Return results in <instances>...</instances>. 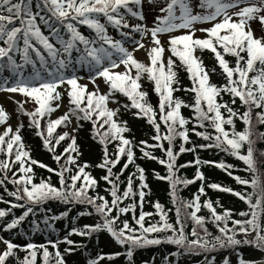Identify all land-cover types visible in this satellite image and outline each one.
<instances>
[{
	"label": "snow or ice",
	"instance_id": "obj_1",
	"mask_svg": "<svg viewBox=\"0 0 264 264\" xmlns=\"http://www.w3.org/2000/svg\"><path fill=\"white\" fill-rule=\"evenodd\" d=\"M144 2L145 0H35L34 3V0H0V93L21 95L23 99L19 101L14 96H9L8 99L17 105L19 113L29 117L30 127L37 130L36 134L49 152L55 153L62 141H70L63 153L53 155L57 164L61 160L65 161L59 169H53L32 158L21 135L24 127L22 123L15 130L7 125L0 133V154L4 156V159H0V174H4V179H10L17 186L9 195L16 200L26 201L24 204L11 205L12 208L23 207L26 210L21 216L6 223L4 230L18 228L33 213V207L28 205L59 200L63 203L87 204L102 218V223L85 225L82 230L73 228L69 235L90 236L95 232L107 231L116 243L127 247L129 261L137 248L161 243L176 245L186 253L196 255L220 249L235 250L241 245H249L264 252V169L259 166L258 150L255 147L258 140L264 141V132H254L253 124L254 109H259L260 111L255 112L256 123L264 125V36L257 37L252 28V23L258 22L264 30V0H198L196 8L199 11L194 9L193 0H166L165 6L159 8L160 15L155 18L153 27L141 23L130 25L126 14L145 21L142 10ZM147 3L155 4V0H147ZM233 9L236 11H232ZM102 18L106 23L101 22ZM205 23L212 26L197 27L198 24ZM108 25L116 29L130 28L142 38L150 34L153 45L147 50L150 63L145 64L134 55L136 51L145 48L141 40L135 41V46L129 50L121 40H114L108 34ZM80 26L92 30L95 38L83 34ZM198 31L205 33V38L197 37ZM177 32L180 34L173 35ZM162 34H169L167 50L171 56L166 64V50L160 38ZM197 50L213 54L217 67L226 80L225 84L211 82V73H215L216 69L207 68L203 59L196 55ZM227 56L235 58L234 66L226 59ZM172 57H176L189 74L192 86L183 90L193 93L191 104L174 95L181 88L176 60ZM121 65L124 71H116ZM29 66L31 72L26 73L24 69ZM83 68L89 73L88 79L95 86L94 91H88V85L80 83L83 77L78 73ZM145 75L153 83V90L159 98L155 107L148 100V93L141 90L140 81ZM99 78H103L108 85L107 93L101 92L96 85ZM65 84L68 85L67 93L72 107L69 112L53 120L51 114L60 107L58 102L63 96L59 89ZM117 94L126 97L129 103L110 108V103L119 104ZM222 94H228L231 103L224 101ZM237 98L245 109L242 113L231 106L236 104ZM30 102L37 105L32 111L25 108ZM121 107L125 110L135 109L133 115L147 119L154 128L152 139L156 143L141 141L143 147L140 151L145 158L157 160L168 170L167 176H160L159 173L156 175L158 179L167 180L171 184L175 223L170 222L168 213L159 201L154 204L157 210L155 214L159 216L155 223L145 224L146 217L153 215L151 212L141 210L138 217L135 215V197L139 196V206L142 209L145 189L148 188L142 167L137 166L136 169L140 181L137 189L133 188V176L136 175L133 173L127 179L125 190H120V176L135 162V145L124 135L131 129L127 126V121L118 119ZM182 108L191 109L193 117L186 118L182 114ZM72 117L90 121L93 125V138L103 149L102 162L97 167L106 170L102 179L110 185L107 189L110 201L99 193L89 195L90 191L94 192L97 188L98 181L86 171L91 165L87 162L78 163L82 153L76 137L67 131L56 134L59 127H66L71 123ZM9 119L10 114L0 104V126L6 125ZM192 120L196 123L191 131L212 143L191 148L185 146L191 143L187 126ZM236 120L244 124L243 130H237ZM42 121L45 122L44 125ZM206 123L214 130L215 135L207 131H196V128H205ZM162 125L164 131L161 130ZM177 139L181 141L178 152L174 150ZM165 142L168 144L167 148L164 147ZM109 144H115V152L112 154L109 153ZM196 147L220 149L246 165L244 170L251 174L250 179L233 176L230 171L227 174L238 184L250 187L251 192L236 191L216 183L208 185L212 189L231 193L245 202L249 210L238 213L245 219H234L231 209L217 212L210 199L201 205V195H206L203 186L190 201L177 197V185L192 184L197 179L204 180V175L199 170L194 179H182L177 175L178 156L194 152ZM155 148L163 151L166 159L158 158L146 150ZM259 156L264 157V151L259 152ZM124 157L126 163L120 173H114L113 169ZM201 163L196 158L180 167ZM15 165L19 167L9 178L7 172L12 171ZM33 165L57 175L59 187L51 183V177L35 182ZM216 166L226 171L234 167L224 163ZM4 179H0V185L4 184ZM129 199L133 202L121 206ZM216 204L219 205V201ZM202 207L209 210L210 218L198 215ZM9 211L10 209H0V218L6 217ZM114 211L117 213L115 216L112 215ZM130 212L133 213L135 227L128 220H120L121 216ZM84 214L92 213H81ZM188 221L193 224L190 232L186 231ZM208 223L215 226L218 235L209 231ZM44 224L51 227L47 219ZM34 227L40 230L39 223H34ZM157 233L171 234L164 237L152 236ZM63 242L75 245L67 237ZM0 243L5 245L4 250L0 251V264H6L10 257L15 256L16 249L27 252L20 264H36L38 249H42L43 264H49L52 258L44 244L28 243L21 246L3 237H0ZM58 243L59 241H49L56 249V264H65L57 247ZM71 250L72 248H68L65 251ZM118 255L120 253L107 257L100 255L89 260L88 264H99L101 260H111ZM237 260L238 264H259L258 261L244 259L242 254H237ZM223 264H231L230 258L225 257Z\"/></svg>",
	"mask_w": 264,
	"mask_h": 264
},
{
	"label": "trees",
	"instance_id": "obj_2",
	"mask_svg": "<svg viewBox=\"0 0 264 264\" xmlns=\"http://www.w3.org/2000/svg\"><path fill=\"white\" fill-rule=\"evenodd\" d=\"M166 3V0H164ZM35 3V0H34ZM198 4V0H193V7L195 10L199 11L196 8ZM165 6L162 5L160 7ZM160 7L152 8L148 6L147 3L143 4V9L146 13V17L148 20H151L149 17L150 13L155 12ZM156 15V14H155ZM153 15V16H155ZM134 17L126 14L127 22L135 23ZM102 23H106V21L102 18ZM252 27L257 32V37L264 36V30H262L261 25L258 22H253ZM80 30L86 36L91 38H95V33L88 29L86 26H80ZM121 29L113 28L111 25H108V34L114 40H121L124 43V46H127V41L125 38L120 37ZM122 31V30H121ZM203 33V32H202ZM47 34V33H46ZM205 33H203L200 38H205ZM169 47L166 46L165 53H164V61L165 64L167 63V59L171 56V53L167 50ZM74 55L78 56V53H74ZM196 55L201 57L204 61V64L207 68H215V73H211V82L217 85H223L226 83V80L221 73L219 67H217L216 61L213 57V54L210 51H200L197 50ZM18 62L19 55L16 56ZM115 58V57H114ZM176 60V71L178 72V79L180 81L179 87L181 88L180 91L175 92L174 95L186 101L187 103H193V93L186 92L184 88H190L191 81L189 79V74L185 71L184 67L180 65L179 60L176 57H172ZM231 62V66L235 65V58L231 56H227ZM144 62L145 64H149L143 60H139ZM29 69L26 71V69ZM26 73L31 72V68L26 67L24 69ZM117 71V70H116ZM78 75L82 76L83 79L80 80L81 84L88 85V91H94V85L91 86L88 84L89 82V73L86 68H83L79 71ZM135 75V72H133ZM142 91H146L148 93V100L150 103L155 107L158 105L159 98L153 90V83L148 80L147 75H145L140 81ZM96 84L103 87L104 93L109 91L108 85L104 82L103 78H99L96 80ZM68 86L63 89L61 92L63 93L62 99L58 102L62 104V108L60 107L51 114V119L55 120L56 118L63 116L65 113L69 112L72 105L69 102L68 97ZM223 100L231 103V97L228 94H222ZM116 99L119 101V104L110 103V108H117L122 104L129 103L126 97L117 94ZM219 99V98H218ZM55 106V105H54ZM241 113L245 110L237 98L236 104L231 105ZM15 108V123L11 125V127L15 130L18 124L22 123L24 125L21 135L23 137V141L26 145V148L30 150L31 156L33 159L40 161L41 163L53 168L59 169L61 165L64 164V160H61L60 164L53 159L54 154H61L63 153L64 149L69 144V140L62 141L59 147L56 148L55 153L49 152L43 145L42 139L36 134V129L30 127L29 117L27 115H23L19 113L17 110V105L13 106ZM37 107L36 104L32 103L29 107V111L34 110ZM135 109L125 110L123 107L120 108V113L118 119L120 121H127V126L131 129L130 132L124 133V135L131 139L135 145L134 152H135V162L134 164H130L128 168L123 172V175L120 176L119 187L120 190L123 191L127 185V179L129 175L136 173L133 176V188L134 190L137 189L140 181L138 180L139 173L136 172L137 166L142 167L144 171V175L146 177V182L148 184V188L145 189L146 196L144 199L143 207L139 206V196L135 197V202L137 203V209L135 215L138 217L140 211L144 212H151L153 215L151 217H146L145 224L146 226L149 223H155L159 220V216L156 215V209L154 208L155 202L159 201L160 204L164 207V210L168 213V217L170 222L175 223L176 221V214H175V206L172 199V189L171 184L167 180H161L157 178V173L160 176H167L168 170L164 165L158 163L157 160L148 159L143 156V153L140 151V148L143 145L140 144L141 141H147L149 144H154L156 141L152 139L154 133V128L151 124L148 123L147 119L136 118L133 115ZM158 111V108H157ZM182 114L186 118H192L193 112L189 108H182ZM224 110L222 109V112ZM260 111L259 109H254L253 115V124L254 132H264V125H259L256 123L255 119V112ZM225 115L227 113L225 112ZM159 119V117H157ZM10 120V119H9ZM8 120V122H9ZM47 120V117L45 118ZM7 122L6 125L0 126V133H2L9 123ZM44 121H42V125H44ZM196 123L195 120H192L187 127L189 128V136L191 143L185 145L186 147H193L202 144L212 143L211 140H204L202 137L196 136L191 129L193 125ZM71 124V126H69ZM226 128L229 126L225 125ZM244 124L236 120V128L237 130H243ZM75 129V131H74ZM161 130L164 131V126H161ZM69 132L71 135H74L77 140V145L79 147L80 152L82 155L78 158V163L87 162L91 165L90 168L86 169L89 171L93 177L96 178L98 181V186L95 191H90L89 195H95L99 193L102 196H105L111 200V196L109 195L107 189L110 187L106 181L102 179L103 176L106 175V170L97 167L98 164L102 162L103 158V149L101 144L94 139V130L93 125L90 121L86 120H77L75 117H72L71 123H69L66 127L61 126L57 129L56 134H61L63 132ZM196 131H207L209 134L215 135L214 130L207 125L205 128H196ZM118 143V141L116 142ZM181 141L177 139L175 141V151H179ZM164 147L167 148V142L164 143ZM257 151V159L259 166L264 169V157L259 156V152L264 151V141H257L255 145ZM109 153L112 154L115 152V144H109ZM151 151L154 156L166 159V156L163 151L159 148L155 149H146ZM196 158H199L202 163L199 165L193 164V166L189 167H180V165L187 164L189 161H195ZM0 159H4L3 154H0ZM215 162V163H203V162ZM126 163V157L122 158L120 163L116 165L113 169V172L119 174L123 165ZM218 163H224L225 165H233V168H229L226 170L221 169L216 166ZM19 165L13 166V170L7 172V176L9 178L12 177V174L16 169H18ZM75 170V166H72ZM177 167V175L180 178L186 179H194L196 177L197 171L203 173L204 180H195V183L188 184V185H177V197L183 201H190L194 198L196 194H198L199 189L201 186L204 187L206 195H201V205L208 199L213 202L214 207L217 208V212H222L224 209H231L234 213V219H245L244 217H240L238 215L241 211H248V205L241 201L236 196L232 195L228 192H222L215 189L210 188L208 185L216 183L220 184L222 187H230L236 191H247L251 192L252 189L250 187L246 188L243 185L238 184L232 176L227 174L228 171L232 172L233 176H241L244 178H251V174L246 172L244 169L246 165L242 161H239L236 157L221 151L217 148H200L196 147L194 152H185L178 156L176 161ZM34 174H35V182H39L41 179L47 180L51 177V183L59 187V177L54 173L48 172L45 168H40L38 166L33 165ZM70 175V174H66ZM0 179H4V174H0ZM79 186V184L77 185ZM16 185L10 182V179H4V184L0 185V209L2 210H9V214L4 217L0 218V237L4 239L10 240L11 242L24 246L28 243H35L37 245L44 244L48 247L49 252L52 254V258H50L49 264H56L54 254L56 249H54L50 244L49 241H59L57 247L64 258L65 264H88L89 260L95 259L100 255H104L107 257L108 255L116 254V253H123L124 255L115 256L113 259H104L99 262V264H223V260L225 257L230 258L231 264H238L236 263L237 254H242L243 258L250 261H258L259 264H264V252L258 251L252 246L249 245H241L237 249H220L215 252H208V253H201L199 255L196 254H189L186 253L183 249H179L176 245L168 244V243H161L159 245H149L143 248H137L134 253L131 261H129L126 255V246H121L116 241L108 236L106 233L107 231H100L92 233L90 236L85 235H76L72 234L73 228L76 229H84L85 225H94L96 223H102V218L94 212V209L87 205L81 203H63L59 200H49L47 203L39 204V205H28L33 207V213L29 214V216L20 224V226L16 229H12L10 231H5L4 226L6 223L10 222L13 218H17L21 216L24 211L26 210L23 207L12 208V204H24L26 201L23 200H16L15 197L9 195L10 192L16 190ZM255 200V198H254ZM219 201V205H222L221 208L216 202ZM133 200H125L121 206L127 205L132 203ZM171 210V211H169ZM183 211V209H181ZM188 211H191L189 209ZM67 213V215H64ZM81 213H92L91 215ZM113 216L117 215L114 211L112 213ZM198 215H202L204 217L210 218V212L206 208H201V212ZM53 217H59V219H52ZM48 220V224L51 227L46 226L44 224L45 220ZM120 220H128L129 223L135 227V221L133 220V213H128L126 216H121ZM34 223H39L40 230H37L34 227ZM119 226V221L117 222ZM193 224L191 221L187 222L186 231L190 232ZM207 227L209 231L213 233V235H218L217 229L212 223H208ZM171 233H157L152 234V236H160L164 237L166 235H170ZM65 237L75 242L74 246H70L67 243L63 242ZM151 238V237H150ZM5 245L0 243V251L4 250ZM68 248H72V250L65 251ZM16 255L10 257L6 264H20V261L24 259L27 255V252L16 249ZM179 253V254H177ZM214 258V260H213ZM36 264H43L42 260V249L37 250V258Z\"/></svg>",
	"mask_w": 264,
	"mask_h": 264
},
{
	"label": "rangeland",
	"instance_id": "obj_3",
	"mask_svg": "<svg viewBox=\"0 0 264 264\" xmlns=\"http://www.w3.org/2000/svg\"><path fill=\"white\" fill-rule=\"evenodd\" d=\"M146 2L145 3H147V0H145ZM148 4V3H147ZM165 4V1L164 0H155V4H152V5H150V4H148V6H150V7H152V8H155L156 9V7H160V6H162V5H164ZM197 11V10H196ZM232 11H236V9H233ZM156 14V15H155ZM144 15H145V17H146V13H144ZM153 15H155V16H153ZM158 15H160V13H159V9H157L155 12H153V13H150V16L151 17H149L148 16V18H150L151 20H148L147 19V17H146V19H145V21H137L135 24H137V23H141V24H147L148 25V27H153L154 26V22H155V18L158 16ZM134 24V25H135ZM212 25L210 24V23H205V24H198L197 25V27L198 28H209V27H211ZM253 28V27H252ZM128 29H130V28H128ZM254 29V28H253ZM130 31V34H131V42L127 45V48L129 49V50H132L133 49V47L135 46V44H134V42L135 41H138V40H141L144 44H145V48H143V49H140V50H138V51H136L135 53H134V55H135V57H136V59H138V60H143V61H145V62H147V63H150V61H149V57H148V55H147V50L151 47V46H153L152 45V39H151V35L150 34H148L147 36H145V37H141V35L139 34V33H135V32H132L131 30H129ZM254 32H255V35L257 36V32L255 31V29H254ZM178 34H180V33H173V35H178ZM203 35V33L202 32H197L196 33V36L197 37H199L200 38V36H202ZM161 40H162V44H163V46H164V48L166 47V46H168V39H169V34H162L161 35ZM166 50V49H165ZM117 71H124V67H123V65H121V67L119 68V69H116ZM26 71H28V68L26 69ZM6 74V73H5ZM88 84L91 86L92 85V83H90V81L88 82ZM97 85V84H96ZM68 85H64L63 87H61L60 89H59V91L61 92L63 89H65L66 87H67ZM99 86V90L101 91V92H103L104 93V90H103V87H101L100 85H98ZM94 89H95V86H94ZM9 96H14L15 97V100H17V101H19V100H21V99H23L22 97H21V95H19V94H10V93H0V104H2L3 105V107L6 109V111L10 114V120H9V125H14V123H15V108L13 107L14 105H16L15 103H13L10 99H8V97ZM32 104V102H30V103H27L26 105H25V107H27V105L28 106H30ZM35 104V103H34ZM60 104V109L62 108V104L61 103H59ZM69 126H71V124L69 125ZM236 263H238V260L236 259Z\"/></svg>",
	"mask_w": 264,
	"mask_h": 264
}]
</instances>
